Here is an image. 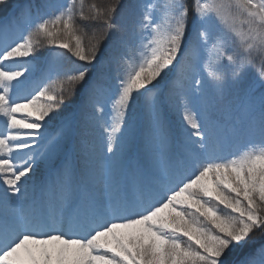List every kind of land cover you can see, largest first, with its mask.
Instances as JSON below:
<instances>
[{
	"label": "snow or ice",
	"instance_id": "obj_1",
	"mask_svg": "<svg viewBox=\"0 0 264 264\" xmlns=\"http://www.w3.org/2000/svg\"><path fill=\"white\" fill-rule=\"evenodd\" d=\"M0 264H264V0H0Z\"/></svg>",
	"mask_w": 264,
	"mask_h": 264
}]
</instances>
